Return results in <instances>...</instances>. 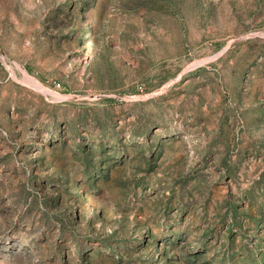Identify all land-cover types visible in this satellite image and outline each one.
<instances>
[{"label":"rangeland","instance_id":"1","mask_svg":"<svg viewBox=\"0 0 264 264\" xmlns=\"http://www.w3.org/2000/svg\"><path fill=\"white\" fill-rule=\"evenodd\" d=\"M0 264H264V0H0Z\"/></svg>","mask_w":264,"mask_h":264}]
</instances>
